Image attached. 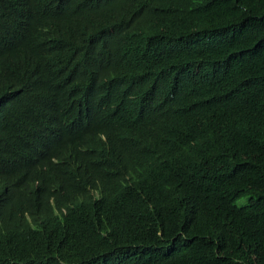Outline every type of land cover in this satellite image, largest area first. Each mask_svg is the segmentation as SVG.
Segmentation results:
<instances>
[{
  "label": "trees",
  "instance_id": "obj_1",
  "mask_svg": "<svg viewBox=\"0 0 264 264\" xmlns=\"http://www.w3.org/2000/svg\"><path fill=\"white\" fill-rule=\"evenodd\" d=\"M0 264H264V0H0Z\"/></svg>",
  "mask_w": 264,
  "mask_h": 264
},
{
  "label": "rangeland",
  "instance_id": "obj_2",
  "mask_svg": "<svg viewBox=\"0 0 264 264\" xmlns=\"http://www.w3.org/2000/svg\"><path fill=\"white\" fill-rule=\"evenodd\" d=\"M244 200H245V199H240L239 201H244ZM239 201H238V202H239Z\"/></svg>",
  "mask_w": 264,
  "mask_h": 264
}]
</instances>
